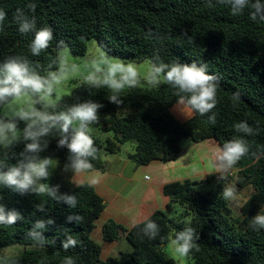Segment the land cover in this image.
<instances>
[{
  "label": "trees",
  "instance_id": "16d2710c",
  "mask_svg": "<svg viewBox=\"0 0 264 264\" xmlns=\"http://www.w3.org/2000/svg\"><path fill=\"white\" fill-rule=\"evenodd\" d=\"M30 3L36 5L34 11L27 8ZM17 8L29 18L34 16L37 28L47 26L53 30L54 40L39 56H33L29 49L34 33L19 32V22L14 19ZM0 9L7 14L0 31V64L19 55L33 65L39 64L37 71L46 75L50 65V70H57L60 49L68 47L73 54L84 56L88 42L96 39L116 58L141 63L159 54L169 63L179 59L181 63L206 64L209 74L218 77L215 124L208 121L207 115L200 116L187 108L176 109L177 97L167 84L126 89L121 93L120 106L108 101L107 88H90L86 82L78 84L71 95L61 97L49 112L63 111L70 104L87 99L104 105L99 114L107 116L102 123L112 137L103 139L89 133L98 153L87 171H106L101 151L119 154L131 140L136 142L130 155L135 167L153 161H176L183 139L195 144L213 139L222 146L240 135L233 125L241 120H247L254 128L259 125L257 135L245 137L251 151L264 147V22L252 21L247 9L240 16H232L227 5L216 4L215 0L211 5L209 0H0ZM60 41L64 43L58 47ZM3 108L0 106V117ZM24 126V122L18 121L20 129ZM46 139L49 146L40 153L41 157L67 163V149L57 148L53 137ZM23 147V143L15 145L7 157L0 159L7 158L15 164ZM236 170L237 184L254 188L241 207V217H234L230 202L220 195L221 187L208 193L196 190L200 184L218 183L217 174H209L201 181L171 182L164 186V194L170 199L168 209L158 210L148 218L160 226L159 236L155 240L141 238L144 221L127 229L108 220L102 229L103 239L115 242L125 237L132 250L105 261L101 260V246L91 234L107 203L91 184L81 183L67 192L77 196L75 208L47 197L21 196L0 188V203L23 216L15 225H0V254L2 249L15 244L24 247L21 255L3 257L0 264H63L66 256H72L75 264H178L165 254L164 247L171 236L174 238L176 232L189 225L199 235V250L194 248L189 254L195 264H264V229L249 228L252 217L264 209V155L258 160L251 155L243 157ZM41 199L47 200L44 213L36 210ZM76 214L83 217L81 223H65L68 215ZM41 218L55 220L53 225L38 230L49 241H56L44 248L33 247V241L26 237L27 230ZM66 234L79 242L68 251L61 246Z\"/></svg>",
  "mask_w": 264,
  "mask_h": 264
},
{
  "label": "clouds",
  "instance_id": "9594fccd",
  "mask_svg": "<svg viewBox=\"0 0 264 264\" xmlns=\"http://www.w3.org/2000/svg\"><path fill=\"white\" fill-rule=\"evenodd\" d=\"M212 0H209L211 5ZM216 4L227 5L232 16H240L248 10L252 21L264 22V0H215ZM27 8L34 11L36 5L30 3ZM6 12L0 9V31L3 30V22ZM14 19L19 22V32L27 34L33 32V38L29 44L33 56H39L46 51L54 40L53 30L50 27L37 28L36 18H29L21 8H17ZM186 35V34H185ZM191 37H188L191 42ZM58 43V47L63 45ZM93 66V72L86 78L90 88H107L109 90L108 101L120 106L123 104L121 93L125 89L137 87L141 82L134 62L125 63L123 60L112 58L106 52H101L99 58L89 61ZM102 63L103 68L97 71L95 65ZM150 74L147 83L153 87L167 84L174 89L173 95L177 97L175 108H187L200 116L208 117L211 124L216 123V115L213 109L216 107L218 77L209 74L206 64L181 63L179 59L173 62H165L159 54H154L149 60ZM40 65H33L26 57L10 56L3 64H0V106H4L11 113L9 118H0V156L7 157L10 149L23 143V149L17 154L15 164H10L9 159H0V188L10 189L21 196L35 195L41 198H50L57 203L63 202L69 208H75L78 204L75 194L60 193V185L47 183L58 161L51 157H41L48 146V137L57 141V148L67 149V163L63 166V172L71 171L72 176L80 175L92 168L91 160L97 158L98 149L92 136L89 134L90 126L100 122L99 110L103 104L92 99L70 104L65 110L49 112L46 109L52 107L47 103L38 109L35 104L41 103L46 98L53 96L56 88L63 82L68 71L66 58L60 57L58 68L52 71L51 65L46 75L37 71ZM76 69L77 65H72ZM23 97L35 98L28 105H17ZM238 98V94H236ZM212 113L211 115H208ZM18 121L24 122L23 129L18 127ZM235 132L240 134L225 141L218 147L213 162L214 174H218L217 182L223 181V190L220 195L224 200L234 202L239 206L242 199L241 191L228 177L236 170V166L245 156L251 155L259 159L264 155V147H258L251 151V145L245 137H251L259 133V125L252 127L247 120H241L233 125ZM3 196L0 195V201ZM46 199L36 206L38 212H45ZM22 214L16 209L8 210L0 203V225L12 226L22 221ZM75 221L82 222L83 217L68 215L65 223ZM55 220L41 218L35 220L32 227L27 230L26 237L33 241V247L44 248L45 245L55 244V239L49 241L42 231L46 225H53ZM135 226V225H134ZM249 228L254 231L264 229V209L252 217ZM141 238L147 237L155 240L160 234V226L155 221L147 219L140 229ZM67 239L61 241L64 251L75 248L78 241L71 235L66 234ZM161 239H163L161 237ZM199 235L193 227L185 226L175 233L172 243L175 251L181 257H188L194 248H199L196 241ZM63 264H75L72 256L64 257Z\"/></svg>",
  "mask_w": 264,
  "mask_h": 264
},
{
  "label": "crops",
  "instance_id": "0c3cea01",
  "mask_svg": "<svg viewBox=\"0 0 264 264\" xmlns=\"http://www.w3.org/2000/svg\"><path fill=\"white\" fill-rule=\"evenodd\" d=\"M105 137L111 138L112 135L106 134ZM219 146L218 142L213 141V139L197 144L192 143L188 146H183L181 142L182 151L176 161L168 163L153 161L140 167H135L130 159V155L135 151L134 147L133 152L128 156V160L122 162V167L119 170L112 171L106 165V171L95 170L88 171L85 174L81 173L76 175L80 177L79 180L71 181V183L69 182L71 171L63 172L64 181L61 183L64 186H61L70 191L78 184L89 183L106 200V208L96 221L93 232L99 225L102 234L103 226L108 220H114L130 229L134 225L147 220L154 212L168 209L170 199L164 194L166 184L187 179L201 181L207 175L214 174L213 163L207 152L209 148L218 149ZM76 176H73L72 180ZM54 177L56 178L55 175ZM174 212H176V208L173 209ZM99 239L103 242H100V240L95 242L102 248V261L132 250V246L125 237L115 242H106L103 235Z\"/></svg>",
  "mask_w": 264,
  "mask_h": 264
},
{
  "label": "rangeland",
  "instance_id": "374dc122",
  "mask_svg": "<svg viewBox=\"0 0 264 264\" xmlns=\"http://www.w3.org/2000/svg\"><path fill=\"white\" fill-rule=\"evenodd\" d=\"M102 51L106 52V50L98 43L96 39H91L88 42L87 52L84 56H77L73 54L68 47H64L60 49L58 51V56L59 58L60 57L66 58V62L68 65V71L66 72L64 76L63 82L57 86L53 96L46 98L44 102L40 103L39 107H37L36 104L35 106L38 109H40V108H43L44 103H47L49 105H52V107H48L46 109L47 111H51L52 109H54L55 105L57 104V102L60 100L61 97L66 96V95H71L73 90L78 86V84H80L81 82H86V78L93 72V66L90 65L89 61L92 60L93 58H99L100 53ZM108 56L110 55L108 54ZM110 57L116 58L113 56H110ZM116 59L123 60L125 63L133 62V61L124 60L120 58H116ZM134 63L138 66L137 70L139 72L140 80H141V82L134 89L153 88V86L149 85L146 82L150 74V65L148 63V60H145L141 63H137V62H134ZM72 65H77L78 67L76 69H72L71 67ZM102 68H103L102 63H97L95 65V69L97 71H99ZM34 99L35 98L23 97L16 103L17 105L24 106V105H28L29 103H31ZM10 116H11V113L7 110L6 107H4L1 112L0 118L6 119V118H9ZM99 116H100L99 124L90 126L89 133L93 134L94 136H100L105 139L106 138L105 136L107 133L104 131V125L102 121L106 119L107 116L104 114H99ZM182 144L183 146L192 145V143L187 139H183ZM135 145H136V142L134 140L129 141L123 146L122 151L119 154H109L105 152L104 150H102L101 159L106 163V165L108 166V169L112 171H117L122 167V162L128 160V156L131 152H133V148L135 147ZM217 151L218 149L211 147L209 148V151L207 152L208 157L211 159L212 163L214 162ZM53 159L57 160L59 163H58V166L55 168V161H54V167L50 169V171H52V174L48 180V183L50 185H57V184L60 185L59 192L67 193L68 191L65 189L66 187H62L64 186V184L61 183L64 181V173L62 169L65 163L61 162L58 158H53ZM208 166H210V164H208ZM85 173H88V171H85L83 174ZM53 174L56 176V178L54 177ZM79 178H80L79 176H76L74 177V180H72L73 176L72 174L69 173L70 183L71 181L73 182L78 181ZM238 179H239V175H238L237 170H235L233 174L228 177V180L230 182L236 184V187L241 191V195H242V199L239 201V206H237L236 203L229 201L231 208L233 209V214L235 218L241 217L242 215L241 207L254 193V188L251 185L240 187L237 184ZM223 183L224 182L221 181L220 183H214V184H208V183L200 184L196 186V190L202 193H208L209 191L217 190L219 189V187H222V190H223ZM99 227L100 226L98 225L92 234V239L96 242L97 241L99 242L100 240L99 238L102 235L101 229ZM173 239L174 238L171 236L170 242L164 247L165 254L171 257L172 259H174L178 264H195L194 260L191 257L189 256L181 257L179 256V254L176 253L175 245L172 243ZM100 242H103V240H100ZM123 248H124V244H123ZM23 251H24V247L18 244L6 247L2 249L1 254H0V259L3 257L19 256L23 253Z\"/></svg>",
  "mask_w": 264,
  "mask_h": 264
}]
</instances>
